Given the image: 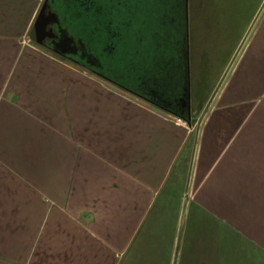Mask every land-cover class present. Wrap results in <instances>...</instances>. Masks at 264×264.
I'll return each instance as SVG.
<instances>
[{"label":"crops","instance_id":"obj_1","mask_svg":"<svg viewBox=\"0 0 264 264\" xmlns=\"http://www.w3.org/2000/svg\"><path fill=\"white\" fill-rule=\"evenodd\" d=\"M43 2L0 0V264H260L264 0L196 136L223 71L124 92L32 42Z\"/></svg>","mask_w":264,"mask_h":264},{"label":"rangeland","instance_id":"obj_2","mask_svg":"<svg viewBox=\"0 0 264 264\" xmlns=\"http://www.w3.org/2000/svg\"><path fill=\"white\" fill-rule=\"evenodd\" d=\"M127 1H130L128 6L131 8L137 5L139 0ZM243 1L245 5L244 8H242ZM46 3L49 5L48 0ZM142 4H144V6L141 5L139 7L149 10L166 9L168 11L164 14L162 21L158 19L152 22L146 20L147 28L140 30L138 36L135 34L137 25L135 24V26H132L134 33L128 32L125 40H129L131 44L134 45L132 52L129 54L130 57L133 56L132 58L135 59L138 54L137 51L139 50H141V52L143 51V55L145 56L146 49H149L148 46L152 40L155 39L161 44L162 39L165 37L171 38L172 48L177 51L174 54L164 55L163 48L159 45L155 48L154 52H150L151 55L155 57L156 63L154 65L152 62L148 63L147 57L146 61L144 59L142 61H136L137 64H141V66L136 67V69H138L144 77L148 75L144 80L149 81L153 77L156 82L162 83V85L159 86L160 90H164L165 87L168 89L167 83L168 80H170L173 85L171 91H175V95L184 91V89L175 82H182L183 86L189 77L190 89L193 91L194 88L197 87L198 80H200L201 83L198 88H200L202 97H205L217 84L223 71L221 75V77L223 76L222 82H220L213 91L212 96L208 99V103L204 104L199 111L196 112V120L198 123L193 126H189L187 123V126L192 129V135L196 136L198 128H200L202 124V120L204 121L205 119L206 113L214 106L215 97L221 90L222 84L230 73L232 66L241 56L244 46V36H246L248 32V22L252 17L259 15V10L263 3L259 5V0H142ZM258 6L259 9H257ZM256 9L257 11L255 14L254 12ZM50 10L52 11L51 7ZM174 19H177L176 22ZM253 20L254 18L252 21ZM57 23L56 21L53 24ZM48 29L50 28H47V30ZM150 34L154 39H151ZM45 37L46 35L43 36V38ZM120 39L123 40L122 37H120ZM152 45H154V41H152ZM120 47L121 49L128 50L131 48L130 45L121 46V44H119L117 46V57L122 55ZM233 50H235V53L232 55ZM64 58V61L70 65L83 69L81 66L70 62L69 57L65 56ZM132 58L127 60L131 61L133 60ZM170 72L172 74H170ZM167 74L172 75V78H168ZM198 88H196V90ZM176 119L177 118L174 117V120ZM197 239H199V236ZM250 254L253 257V261H259L260 264H264V255L256 259L252 249H250ZM199 257L200 263H203L204 259L201 253ZM232 261L233 264H243L239 260L236 261L234 256ZM175 263L176 256L173 264ZM203 264L207 263L204 262ZM244 264H252V261H246Z\"/></svg>","mask_w":264,"mask_h":264},{"label":"trees","instance_id":"obj_3","mask_svg":"<svg viewBox=\"0 0 264 264\" xmlns=\"http://www.w3.org/2000/svg\"><path fill=\"white\" fill-rule=\"evenodd\" d=\"M129 3L130 1L127 0H48V4L56 14L57 25L62 32L67 34L68 37L78 45L80 52L83 54V58L75 60L69 58V61L81 66L83 69L89 70L97 77L119 90L141 96V85L144 78L148 75L144 77L138 69H136V67L141 66V64H137L136 61H142L143 59L146 61L147 57L148 63L152 62L154 65L156 63L155 57H153L150 52H154L155 48L159 45L162 46L164 55L174 54L177 51L172 48L171 38H163L160 44L158 43L159 41H156L150 34L151 39H154L152 40L154 41V45H152V41L149 43V49H146V55L144 56L143 51L141 52V50H139L137 51L138 54L135 59L132 58L133 56L130 57L129 54L132 52L134 45L131 44L129 40H125L128 32L134 33L132 26H135V24L137 25L135 34L138 36L140 30L147 28L146 20L152 22L158 19L162 21L164 14H166L168 10H149L139 7L141 5L144 6L142 0H139L138 4L131 8L128 6ZM174 20L176 22L177 19ZM120 37H122L123 40H121ZM32 42L44 51H50L51 53H49L53 56L62 60L65 59V55L62 56L53 53L54 51L43 43L38 44L33 40ZM119 44H121V46L130 45L131 48L128 50L121 49L120 47L122 55L117 57V46ZM130 58L133 60L128 61L127 59ZM170 74L172 73L170 72ZM170 74H167L168 78H172ZM150 80L155 81L153 77ZM155 83L156 86L162 85V83L156 81ZM175 83L182 88V82ZM200 83L201 81L198 80L196 88L200 86ZM168 85L171 91L173 85L170 80H168L167 86ZM199 92L200 88L195 91L194 95L197 96ZM200 96L202 97V94H200ZM185 119L188 120L186 116Z\"/></svg>","mask_w":264,"mask_h":264},{"label":"water","instance_id":"obj_4","mask_svg":"<svg viewBox=\"0 0 264 264\" xmlns=\"http://www.w3.org/2000/svg\"><path fill=\"white\" fill-rule=\"evenodd\" d=\"M46 1L47 0H44L34 20V23L29 31L31 40L37 42L38 44H42L41 39L47 33L53 37L57 36V34L52 29L47 30V27L50 24H53L54 22L57 21V17L56 14L50 10V7L49 5H47ZM59 32L61 38L59 42L54 44V48L52 50L57 54H65L67 52V49H63V48L68 46L70 40L68 38V35L62 32V30H59Z\"/></svg>","mask_w":264,"mask_h":264},{"label":"flooded vegetation","instance_id":"obj_5","mask_svg":"<svg viewBox=\"0 0 264 264\" xmlns=\"http://www.w3.org/2000/svg\"><path fill=\"white\" fill-rule=\"evenodd\" d=\"M47 28L52 29L57 34V36L53 37L47 33L46 35H48V36H46L45 38H42L41 40L45 46H48L49 48L53 49L54 44L59 42V40L61 38L60 32H59V30H61V29L59 28V26L57 24H52V25L48 26ZM69 40H70V42H69L68 46L63 48V49H67V52L63 55H65L69 58H73L74 60L83 58V54L80 52L78 45L76 43H74L70 38H69Z\"/></svg>","mask_w":264,"mask_h":264},{"label":"built area","instance_id":"obj_6","mask_svg":"<svg viewBox=\"0 0 264 264\" xmlns=\"http://www.w3.org/2000/svg\"><path fill=\"white\" fill-rule=\"evenodd\" d=\"M177 119L175 120L176 122H182L183 123V121L180 119V118H178V117H176Z\"/></svg>","mask_w":264,"mask_h":264}]
</instances>
